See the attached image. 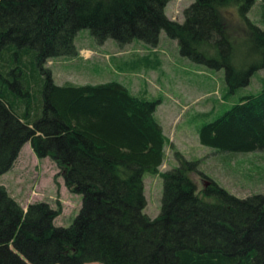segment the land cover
Instances as JSON below:
<instances>
[{"label": "trees", "instance_id": "trees-1", "mask_svg": "<svg viewBox=\"0 0 264 264\" xmlns=\"http://www.w3.org/2000/svg\"><path fill=\"white\" fill-rule=\"evenodd\" d=\"M171 1L0 0V177L30 143L83 198L73 223L56 227L61 208L24 209L0 185V264H264V194L239 198L214 185L201 197L192 179L199 163L176 152L179 167L162 175L161 213L149 218L143 176L164 164L166 137L154 117L161 101L116 81L58 86L46 66L75 57L87 29L97 43L151 47L165 31L183 57L224 69L230 92L264 69V31L247 19L257 0H195L183 23L167 17ZM227 8L249 29L238 67L220 18ZM198 137L222 153L264 151V89L204 123Z\"/></svg>", "mask_w": 264, "mask_h": 264}, {"label": "rangeland", "instance_id": "rangeland-1", "mask_svg": "<svg viewBox=\"0 0 264 264\" xmlns=\"http://www.w3.org/2000/svg\"><path fill=\"white\" fill-rule=\"evenodd\" d=\"M194 2L172 0L165 13L169 19L183 23L184 11ZM263 6L264 0H257L247 19L264 31ZM220 18L227 37L234 43V62L238 67L244 60V41L249 37L247 23L233 8L222 10ZM75 43L78 52L75 57H59L46 63L56 85L116 81L136 97L161 101L154 117L166 137L164 164L156 174L143 176L147 201L144 213L149 218L155 219L161 213L162 175L179 167L176 152L199 163V172L193 173L192 179L201 197L214 185L239 198L264 194V151L222 153L201 145L198 137L204 123L222 115L240 98L264 89V69L254 73L247 86L230 92L224 69H210L183 57L178 41L170 39L165 31L161 32L157 47L139 40L123 46L114 40L97 43L87 29L78 33ZM0 185L24 209L42 202L55 210L61 208L62 213L54 222L56 227H69L82 208V196L68 191L56 164L50 158L38 159L30 143L22 148L13 168L0 177ZM207 201L215 200L207 198Z\"/></svg>", "mask_w": 264, "mask_h": 264}, {"label": "water", "instance_id": "water-1", "mask_svg": "<svg viewBox=\"0 0 264 264\" xmlns=\"http://www.w3.org/2000/svg\"><path fill=\"white\" fill-rule=\"evenodd\" d=\"M210 183H206L205 186H209Z\"/></svg>", "mask_w": 264, "mask_h": 264}]
</instances>
